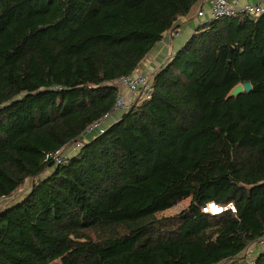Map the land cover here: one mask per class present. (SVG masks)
<instances>
[{
    "label": "trees",
    "instance_id": "obj_1",
    "mask_svg": "<svg viewBox=\"0 0 264 264\" xmlns=\"http://www.w3.org/2000/svg\"><path fill=\"white\" fill-rule=\"evenodd\" d=\"M200 1L0 0V264H264V15L203 23L85 134Z\"/></svg>",
    "mask_w": 264,
    "mask_h": 264
},
{
    "label": "built area",
    "instance_id": "obj_2",
    "mask_svg": "<svg viewBox=\"0 0 264 264\" xmlns=\"http://www.w3.org/2000/svg\"><path fill=\"white\" fill-rule=\"evenodd\" d=\"M207 3L209 5L208 8H201L197 14L198 18L203 19L204 23L216 22L223 18L235 17L241 14L250 15L254 18L264 15V5L260 4H244L239 0H207ZM153 76L144 73L139 68L132 75L123 76L116 80L113 84L118 88L119 96L112 111L106 114L101 120L89 126L85 134H95V136L102 134L107 128L106 121L112 118L115 113L121 112L124 114L133 106L149 100L153 93ZM49 157H52L57 164L62 163L65 159V156L60 151L49 154ZM227 211L236 213L235 205L232 203L219 205L211 202L203 208L204 213L212 216H218ZM257 244L264 249V239L258 241ZM253 263L252 260L249 261V264Z\"/></svg>",
    "mask_w": 264,
    "mask_h": 264
},
{
    "label": "crops",
    "instance_id": "obj_3",
    "mask_svg": "<svg viewBox=\"0 0 264 264\" xmlns=\"http://www.w3.org/2000/svg\"><path fill=\"white\" fill-rule=\"evenodd\" d=\"M241 3H252L264 5V0H239ZM207 0H201L198 6H195L191 12L179 19L176 35L171 33L164 34L163 40L155 47V49L145 58L141 63L140 69L146 73L154 75L157 70L171 57H173L181 48L184 47L186 42L194 34V32L204 23L203 19L198 18L197 14L201 8H208ZM123 113H115L112 118L106 121V127H109L114 122L120 120ZM88 140L94 138V134L87 136ZM261 250V247L252 244L249 250L244 255L249 258H254V255Z\"/></svg>",
    "mask_w": 264,
    "mask_h": 264
},
{
    "label": "rangeland",
    "instance_id": "obj_4",
    "mask_svg": "<svg viewBox=\"0 0 264 264\" xmlns=\"http://www.w3.org/2000/svg\"><path fill=\"white\" fill-rule=\"evenodd\" d=\"M124 93H126V92H124ZM51 172H52L51 170H47V171H46L45 173H43L40 177H41V178H45V177H47ZM32 184H33V180H29V181L25 184V186L22 188V190H23V189H24V190L20 193V196H22V195L28 193V192L30 191V188H31ZM20 196H15L14 201H16L17 198L20 197ZM190 201H191L190 198H189V199L182 200L178 205H176V206L173 207L172 209H170V210H168V211H166V212H163V213L161 214V216H163V217H171V216H175V215L179 214L181 211H183V210H185V209L188 208V206L190 205ZM246 257H247V255H246ZM247 258H248V257H247Z\"/></svg>",
    "mask_w": 264,
    "mask_h": 264
},
{
    "label": "water",
    "instance_id": "obj_5",
    "mask_svg": "<svg viewBox=\"0 0 264 264\" xmlns=\"http://www.w3.org/2000/svg\"><path fill=\"white\" fill-rule=\"evenodd\" d=\"M252 90L250 83H245L243 85L236 86L230 93L229 97H238L243 92L249 93Z\"/></svg>",
    "mask_w": 264,
    "mask_h": 264
}]
</instances>
